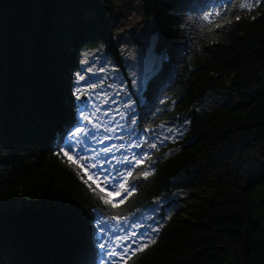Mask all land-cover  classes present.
I'll return each mask as SVG.
<instances>
[{"label":"trees","instance_id":"trees-1","mask_svg":"<svg viewBox=\"0 0 264 264\" xmlns=\"http://www.w3.org/2000/svg\"><path fill=\"white\" fill-rule=\"evenodd\" d=\"M142 1L164 59L136 105L138 131L187 125L150 150L155 174L141 181L123 215L186 186L189 169L230 135L252 132L264 141V84L241 105L196 109L209 92L239 94L264 72V3L222 11L210 23L205 12L230 7L227 0ZM104 3L115 12L112 0ZM94 19L90 0H0V264H93L88 218L70 207L92 204L91 193L52 146L68 118L69 59L96 34ZM105 46L119 61L114 42ZM154 239L128 264H264V171L242 185L206 184Z\"/></svg>","mask_w":264,"mask_h":264},{"label":"snow or ice","instance_id":"snow-or-ice-1","mask_svg":"<svg viewBox=\"0 0 264 264\" xmlns=\"http://www.w3.org/2000/svg\"><path fill=\"white\" fill-rule=\"evenodd\" d=\"M90 3L95 9L93 27L96 34L81 41L69 59L64 76L68 118L59 140L52 146V154L63 160L74 171L83 187L91 193L92 204L84 207L70 204V207L79 215L88 218L93 264H128L133 255L155 243L154 237L159 233L160 225L154 216L148 218L151 223L145 222L141 209L123 215L122 206H127L135 198L142 180H147L155 174L158 161L152 159L150 150L157 149L170 136H165L157 142L158 134H154L151 126L140 129L144 133L143 138L138 133L133 135L137 132L136 127H133L128 130L129 139L126 145L123 136L116 137L114 134L125 130L126 125L121 121L138 126V114L135 110L137 101L133 100L132 96H139L142 104L143 97L140 92L130 94L128 88L142 89L144 83L150 82L155 76L164 58L158 56L152 48L145 50L143 82L138 85L135 74L132 75L130 83L121 78L120 87L126 97V103L122 105L123 111L115 110L120 119L113 117L109 123L102 121L99 116L100 108L90 105V101L102 95L96 91L99 85L93 82V78L99 80L98 74L107 70L102 66L93 70V65L98 62L107 63L105 44L112 45L113 40L123 33L121 29L113 35L109 28L116 27L115 20L125 15L124 8L128 7V2L118 5L115 12L111 4H105L104 0H90ZM260 3H264V0H241L238 4L227 0L230 7L221 5L214 12L206 11L202 19L211 23L212 17H221L222 11H251ZM109 17L113 21L111 25ZM235 19L239 21L241 17L236 15ZM221 26L215 25L217 28ZM88 44H96L95 49L87 47ZM121 54L123 55V52ZM116 95L119 96L120 92L117 91ZM104 102L115 104L116 100L109 98ZM160 103L163 104L164 101L161 100ZM148 110L151 111V108ZM156 111L161 112L163 109L157 108ZM111 112L113 109L109 108L104 113L105 117ZM112 139H119L121 142L118 145L100 146ZM146 148L149 151H146ZM105 210L112 215L105 216ZM150 211L156 213L157 208L153 207ZM93 220L96 222L93 223Z\"/></svg>","mask_w":264,"mask_h":264},{"label":"rangeland","instance_id":"rangeland-1","mask_svg":"<svg viewBox=\"0 0 264 264\" xmlns=\"http://www.w3.org/2000/svg\"><path fill=\"white\" fill-rule=\"evenodd\" d=\"M114 8L128 2V7L124 8L125 15L120 16L115 20L116 27H113V35L123 29V33L118 39L113 40L118 54L119 61L108 52L105 46V55L107 63L98 62L93 65V70L104 67L107 71L99 73V80L93 78V82L97 83L99 87L97 92L102 93L98 97H94L90 101V105L100 108L99 116L102 121L109 123L113 117L120 119L116 116V109L123 111L122 105L126 103V97L123 96V89L120 87V79L130 83L132 75L135 74L138 85L143 82V64L144 52L148 48L154 49L158 56H163L161 51L155 48L156 33L154 28V21L151 15L146 13L142 0H112ZM96 44L89 48L95 49ZM123 52V55L121 54ZM162 64V63H161ZM159 64V68L161 66ZM143 88H128L129 93L142 92ZM264 84V72L260 73L255 81H250L243 91L237 93L215 92L211 91L204 96L201 103L196 109L205 110L220 104H243L248 97ZM111 86V87H109ZM119 91L120 95L117 96L116 92ZM106 94V95H104ZM115 99L116 103H105V99ZM133 100L140 103V97L133 95ZM113 112L105 117L104 113L109 109ZM136 110V109H135ZM126 125L125 130L117 131L114 135L116 137L123 136L124 143L127 145L129 139L128 130L136 127L137 133L141 138L144 137L142 131H138L137 126H133L130 122L121 121ZM184 121L177 122L172 126H162L158 128L154 134H158L157 141L163 139L165 136H170L172 140L175 137L181 136V133L186 128ZM140 130V129H139ZM171 130V132H170ZM103 130L101 129V132ZM102 138V136H101ZM119 139L107 140L103 146L111 144H119ZM264 141L254 138L252 132L234 133L225 139L214 151L208 160L201 161L199 167L193 166L189 169L185 177L187 178V185L180 188H175L165 196L156 198L150 205L141 208L145 222L151 223L149 217H155L160 227L170 218L173 212L181 210L184 206L190 204L197 194H199L206 184L218 180H226L230 178L231 181L237 184H245L246 182L253 181L259 178L264 171V159L261 156V148ZM123 153H117L121 155ZM157 208L156 213L150 211L151 208ZM155 226V225H154ZM159 227V228H160Z\"/></svg>","mask_w":264,"mask_h":264}]
</instances>
